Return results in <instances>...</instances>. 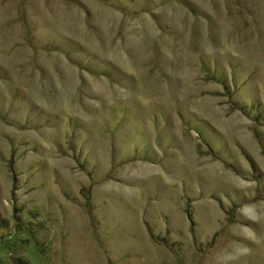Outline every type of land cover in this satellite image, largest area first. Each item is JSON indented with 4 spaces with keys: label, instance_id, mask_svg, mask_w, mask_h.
I'll return each instance as SVG.
<instances>
[{
    "label": "rangeland",
    "instance_id": "1",
    "mask_svg": "<svg viewBox=\"0 0 264 264\" xmlns=\"http://www.w3.org/2000/svg\"><path fill=\"white\" fill-rule=\"evenodd\" d=\"M246 202L264 0H0V264H219Z\"/></svg>",
    "mask_w": 264,
    "mask_h": 264
},
{
    "label": "clouds",
    "instance_id": "2",
    "mask_svg": "<svg viewBox=\"0 0 264 264\" xmlns=\"http://www.w3.org/2000/svg\"><path fill=\"white\" fill-rule=\"evenodd\" d=\"M253 203L255 202L253 201ZM251 206V204L246 202L241 205L240 209H238L239 214L242 215L244 219L250 221V224L243 226V228L247 231L239 234V240L233 241L228 247L221 251L217 257L219 264H238V261L249 253L250 249L243 243V241H252L255 239V233L252 232L250 225L255 223H264V214H249L247 209Z\"/></svg>",
    "mask_w": 264,
    "mask_h": 264
}]
</instances>
